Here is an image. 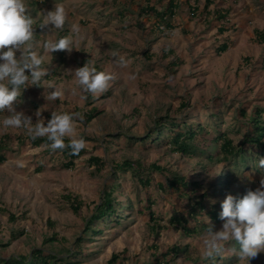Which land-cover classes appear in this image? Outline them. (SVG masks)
<instances>
[{
    "label": "rangeland",
    "instance_id": "1",
    "mask_svg": "<svg viewBox=\"0 0 264 264\" xmlns=\"http://www.w3.org/2000/svg\"><path fill=\"white\" fill-rule=\"evenodd\" d=\"M176 1L175 29L164 32L153 13H143L142 8L149 5L161 11L169 0H25L35 20V50L46 56L43 67L49 75L40 87L21 89L14 107L31 116L33 124L37 110L45 124L53 111L79 110L84 116L96 108L100 113L90 122L85 117L77 122L87 154L71 169L63 166L67 158L61 151L45 145L19 148L15 141L13 147L19 149L10 150L0 164V264H19L14 260L31 256L36 248L55 256V264H109L114 254L119 255L116 264H153L175 246L185 251L171 264H241L233 251L239 250L234 240L225 243L221 255L205 259L206 231L188 235L170 223L190 210L172 182L186 177L199 183L197 194L188 196L191 201H201L205 194L208 206L222 209L227 195L240 200L259 187L264 169L256 160L261 157L250 153L246 173L231 163L183 156L170 146L141 139L167 117H187L230 132L235 144L243 142L248 117L264 110V44L257 41V30L264 29V0H212L207 10V0ZM55 3L63 4L67 12L63 29L50 32L51 25L41 29L39 24ZM221 13L227 19L219 18ZM65 36L73 38L70 54L44 52L45 42ZM224 43L230 47L219 53ZM112 51L126 59V68L116 65ZM86 63L114 77L98 97L75 83L72 71ZM133 75L135 79L130 78ZM49 84L63 91L62 98H44L55 90ZM211 113L217 119L211 120ZM6 115L7 111L0 112V137H26L24 129L3 128ZM92 157L101 158L104 165L92 164ZM141 170L150 186L141 180ZM229 180L230 186H225ZM107 193L112 194L117 214L87 231ZM205 213L200 220L212 223ZM249 264H264V251Z\"/></svg>",
    "mask_w": 264,
    "mask_h": 264
},
{
    "label": "clouds",
    "instance_id": "2",
    "mask_svg": "<svg viewBox=\"0 0 264 264\" xmlns=\"http://www.w3.org/2000/svg\"><path fill=\"white\" fill-rule=\"evenodd\" d=\"M66 19L64 5L55 3L53 10L44 15L39 27L45 29L51 25L50 32L53 29H63ZM34 25L35 20L25 0H0V112L9 113L2 120V126L4 129H24L32 140L46 137L48 147L52 151L70 149L72 155H79L86 147V141L78 138L77 134V122L84 119L81 113L53 111L45 124L41 110H37L34 113L37 122L33 124L31 116L17 111L14 107L22 93L21 89L29 86L40 87L43 78L49 75L48 69L43 67L46 56L35 50L37 45ZM73 31L78 29L74 26ZM43 49L45 53L50 54L56 51H66L70 54L74 49L73 38L65 36L56 41L49 40L43 44ZM111 55L118 67H127L126 59L117 51H112ZM72 72L76 85L93 97L106 92L114 79L112 74L97 71L87 63ZM130 78L135 79V76ZM48 86L55 90L44 96L46 100L62 98V90L51 84ZM258 168L264 169V158L259 159ZM221 207L220 219L225 222L218 231H213L209 222L203 238V256L208 259L221 255L225 243L234 240L239 244V250H233L239 262L249 264L251 259L257 258L258 254L264 251V177L255 191L249 190L240 200L227 195Z\"/></svg>",
    "mask_w": 264,
    "mask_h": 264
},
{
    "label": "trees",
    "instance_id": "3",
    "mask_svg": "<svg viewBox=\"0 0 264 264\" xmlns=\"http://www.w3.org/2000/svg\"><path fill=\"white\" fill-rule=\"evenodd\" d=\"M205 9L207 10L212 4V0H207ZM149 3V2H148ZM147 3V4H148ZM179 8V4L176 0H169L168 4L161 11H159L155 6H149L142 8L143 13L152 12L156 18V23L159 26L160 30L164 32H171L175 29V26L172 23V18L176 15V11ZM219 18L227 19V15L220 14ZM222 27L221 32H224ZM257 41L264 44V29L257 30ZM230 47L229 43H224L218 48L219 53L226 52ZM63 55V51H61ZM149 59L152 58L151 55H148ZM175 63H172V66H175ZM52 72L57 73V69H52ZM186 105H184L185 107ZM78 113H81L79 110ZM100 111L98 109H92L91 112L84 114V117L87 122L95 119ZM247 116V115H245ZM211 120L213 118L217 119L216 113H211ZM244 140L240 144H235V141L229 134L230 132L222 131L221 129L212 128L211 125H202L201 123H194L192 120L187 117L181 119H175L167 117L163 123L160 125V128L156 129L152 134L147 138L141 139L142 143H148L152 141L153 144L166 145L170 146L171 151L174 153L181 154L187 157H201L204 156L206 159L217 164H226L231 163L234 165L237 170L243 169L246 172L248 168V159L252 156L250 154L252 151L257 157L264 158V110H256L254 115L248 117V120L244 124ZM229 131V130H228ZM17 142V147L24 148L29 145L34 147H40L45 145L48 147L49 142L47 138H37L32 140L30 137L26 136H10L4 135L0 137V164L4 163L7 159V154L10 150L14 149V143ZM65 143H68L67 138ZM214 146V151L213 147ZM18 148V149H19ZM49 148V147H48ZM14 149V150H18ZM50 149V148H49ZM61 151V150H58ZM63 155L67 158L66 163L63 166L67 169L74 168L75 161L80 159L82 156L87 154V150L83 149L79 155H72L70 149H65L61 151ZM256 157V158H257ZM255 161L254 159L252 160ZM258 162V160H256ZM90 162L95 165L102 166L104 161L99 157H92ZM127 165H132L131 162H125ZM247 173V172H246ZM141 180L146 186H150L151 181L145 171L140 172ZM231 181H227L225 186H230ZM173 188L180 194V197L186 201V207L189 210L188 215H176L170 219V223L183 228V230L188 235H193L199 233V231H207L209 223L200 220L202 218L203 212H206V216L211 218L213 226V231L218 223H221L220 213L222 209L220 206H208L204 199L205 194L201 195V201H191L190 196L191 192L197 194L200 190V184L196 182L189 181L186 177H176L172 182ZM218 190V189H216ZM184 195V197H183ZM107 199L101 205L97 207L96 212L89 220V227L87 231L93 230L95 222H99L109 217L115 216L117 211L113 204L112 194H106ZM186 197V198H185ZM240 199V197L238 198ZM12 218H15L12 216ZM152 221L156 222V217L154 213L151 212ZM196 222V223H195ZM195 224V226H194ZM215 224V225H214ZM159 225V224H156ZM234 247L239 248V244L236 242L233 244ZM185 249L178 246L173 247L170 251L164 253L160 258L157 257L156 261L153 264H171L172 260L180 256ZM236 258L232 259L234 262ZM56 257L53 256L50 252H46L43 249L36 248L31 256H22L20 259H15L14 261L19 264H55ZM119 260V255L114 254L109 264H116Z\"/></svg>",
    "mask_w": 264,
    "mask_h": 264
}]
</instances>
